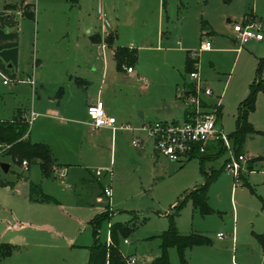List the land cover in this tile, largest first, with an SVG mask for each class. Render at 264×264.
<instances>
[{"label": "rangeland", "instance_id": "374dc122", "mask_svg": "<svg viewBox=\"0 0 264 264\" xmlns=\"http://www.w3.org/2000/svg\"><path fill=\"white\" fill-rule=\"evenodd\" d=\"M28 1L33 4L35 17L29 21L27 18L22 19L17 33V27L4 25L8 17L0 14V45L3 43V34L13 40L19 35L25 46L20 49L23 69L32 72L35 60L40 56L47 59L46 68L54 72L60 69L78 70V67L90 70L95 66L89 62L90 59L82 58L87 53L84 47L88 40L85 24L96 22L99 25L92 0H82L79 5L73 6L70 0ZM187 1L184 6L178 1L168 3V15L171 13L173 16L167 24L168 34L161 43L159 3L154 0H103V9L111 26L115 27L118 38L127 43L136 42L135 45L144 38L150 41L151 47H139L134 64L143 70L142 75L148 81L156 85L157 93L143 99L149 106L158 105L161 91L168 84L175 83V80H189L184 72V56L185 50L189 49L187 47H193L191 52L199 56L197 72L212 90L211 95L206 96L212 103L204 101L206 108L218 110L219 103L222 104L219 126L228 135L235 129L239 101L248 94L255 78L258 59L264 55V42L245 44L239 50H221L217 48L221 45L216 44L215 38L211 37L213 48L207 51L200 49L194 33L197 31L194 28L199 5L195 4V0ZM209 1L210 7L212 1ZM6 3H14L20 8V0H0V10ZM64 4L65 9L62 7ZM257 4L261 14L254 10L258 16L255 20L261 23L264 34V0H257ZM252 9V0L220 3L216 23L218 36L233 37V24L242 21ZM178 11L183 16L176 20L174 15ZM212 12L216 13L214 10ZM115 14H118L119 22ZM227 18L231 21L227 22ZM35 36L39 37L36 43ZM42 37L45 38L43 44ZM205 39L202 37V41ZM48 46L51 49L45 50ZM55 50L57 54L53 53ZM81 50L84 53L80 54ZM107 60V68L111 70L109 73L114 71L115 74L110 52ZM96 64L101 68L100 62ZM2 72L0 118H12L17 108L22 113H29L33 110L34 100L29 83L17 80L10 69ZM3 80L8 83L4 85ZM116 83L119 84V95L115 97L118 103L126 106L134 100L143 103L139 101L143 95L139 90L142 81L127 83L121 80ZM48 90L54 91L51 87ZM71 103L74 114L69 117L78 119V97L71 99ZM108 115L115 117L114 114ZM45 117L40 116L30 124L29 131L34 127L31 139L40 137L58 143L63 141L68 151L58 152L59 160L66 161L60 160L61 163L81 168L85 166L89 170H99L100 174L102 171L99 177L101 185L96 182L81 183L78 179V196H75L69 184H76V177L70 173L67 175L63 170H58L53 180H41L36 163L30 165L29 171L22 168V163H13L8 172L0 169V227L2 229L5 223L8 226L21 225L19 233L24 236L20 244H15L18 251L11 256L10 264H86L89 258L87 246L93 243L88 221L94 213L102 208L104 210L108 200L102 192L104 185L110 186L109 210L112 215L109 220L101 222L98 240L104 242L108 239L111 223H129L132 231L126 237L127 242H124V237L119 240L123 256L133 257L134 264H157L156 259L160 255L158 235L168 228V215L176 211L173 205L180 202L194 186L205 181L199 159L193 157L178 162L157 154L153 140L142 130L143 122L139 125L121 122V131L115 135L105 130L101 133L98 130L91 132L82 123L69 122L65 126L59 118L51 120ZM178 119L183 118L180 116ZM248 121L260 132L247 134L240 152L235 151L230 139V150L225 149L218 157L204 160L203 167L207 172H217L206 191L207 204L212 211L201 214L194 208L193 200L188 198L174 215L179 233L204 234L209 242L185 248L182 258L175 247H169V264H264L263 249L255 238V234L264 231V133H261L264 132V95L261 91L256 94L255 109L248 115ZM136 137L141 141V147L132 145ZM144 140L151 143L147 146ZM230 153L248 157L246 162L240 163L242 173L238 182L225 169ZM260 155L263 157H255ZM60 172L65 173L64 177H59ZM21 173L41 185L43 182L42 188L55 197L61 206L52 204L31 208L27 201L18 199L13 191H8L6 186L10 188L15 184Z\"/></svg>", "mask_w": 264, "mask_h": 264}, {"label": "crops", "instance_id": "0c3cea01", "mask_svg": "<svg viewBox=\"0 0 264 264\" xmlns=\"http://www.w3.org/2000/svg\"><path fill=\"white\" fill-rule=\"evenodd\" d=\"M82 0H77L76 3L71 2L70 4L76 5L80 4ZM177 2L184 6V3H188L187 0H166L163 4V0H154L157 4L159 3V19H160V41L162 42V39L167 36V24L169 21H171V16H173L171 13L168 15L167 12V5L168 3H174ZM212 5L209 7V0H195V4L199 5L198 13L195 16L196 21V27L194 30H197L194 32L196 35V40L201 43L202 37H206L205 40H209L211 42V48L212 41L211 37L215 38V43L218 45V49L221 50H235V49H241L242 46L249 43H256L260 44L264 42V38L260 41L251 40L243 45H239L236 40L233 37H226L222 38L218 29L216 28V23L219 17V11H220V3H222V0H211ZM254 9L250 10L249 13L243 14L244 16H251L253 19L258 18L257 14L254 13L260 12L258 10V4L257 0H252ZM94 2V5L96 6V13H97V19L99 21V25L96 22H88L85 24L86 33L88 35V40L86 42V45L84 47L87 49V53L82 55V58H88L90 59L89 62L93 63L91 69L81 68L78 67V70H63L60 69L59 72H54V70H49L46 68L47 59L40 56V58H36L35 65L33 66L32 72H27L23 67H21V55L20 49H23L25 46L22 42V39L17 35L14 40L12 37L8 36L7 34H3L2 36V42L0 45V73H3L2 71H5L6 69H10L12 73H14V76L17 78V80H26L27 78H31L34 81V85L29 83L30 87L33 90V111L37 113V117L33 120H37L40 116H46L45 118H59L61 120L60 123H63L62 125H67L69 122L73 123H82L85 127H87L88 130L91 132L93 131H100L103 132L108 131L110 133H115L117 135L120 133V124L121 122H131L134 125H139L140 123L152 121V120H184L186 118V110L187 107L185 103L182 101L180 94H182V88L181 84L183 83V80L180 82H173L172 84H168L167 88H163L161 91L160 99L158 105L149 106L147 105V102H143L144 97L147 99V96H149L152 93H157L156 85L152 81H148L142 74L143 70L139 68V66H134V64L137 62L134 61L133 63L127 65L123 64L120 69L116 67V61L114 57L115 47L116 46H124L128 47L129 49L136 50V55L138 57V49L143 47H151L150 41L148 38H144L143 40L135 45L136 42H130L127 43L126 41L121 40L118 38L117 31L115 27L111 26L110 21L108 20L105 9H103V0H92ZM225 3V2H223ZM14 3H6L3 6V9L0 10V14L8 17L7 20H4V25H9L10 28H16V33L19 32V24L22 19H34V17H29L26 15V13L33 9V4L29 2L28 0H24L23 4L20 5V8H18V5H13ZM27 5L24 7V5ZM93 5V6H94ZM62 7H65V4L62 5ZM106 8V5H105ZM65 9V8H64ZM107 9V8H106ZM46 10V9H45ZM93 10V8H92ZM212 10L216 11V13H213ZM255 10V11H254ZM35 12V11H34ZM218 12V13H217ZM261 14V12H260ZM116 21L119 22V16L118 14H115ZM263 15V13H262ZM183 16L179 11L176 12L174 15V18L176 20L180 19ZM104 20H107L109 26H106L104 23ZM227 22H230L231 19L227 18ZM195 25V24H194ZM9 30H7L8 32ZM85 32V31H84ZM35 34L37 35V30L35 31ZM44 36V35H43ZM221 37V38H220ZM39 37H34V43L37 42ZM45 38L42 37L41 40H43L42 44L45 42ZM84 44V42H83ZM194 46V45H189ZM236 46V48H235ZM161 46L158 44V48ZM50 46L46 47L45 50H48ZM189 49L185 50V56H184V66H185V60H186V54L187 52H190L192 56L197 55L196 53H192V48L187 47ZM210 48V49H211ZM51 49V48H50ZM83 49V48H82ZM209 49V50H210ZM207 51V50H204ZM84 53L83 50H81L80 54ZM109 52L112 54L114 64H115V74L109 71V68H107L108 64V55ZM53 53L57 54V50H55ZM198 56V55H197ZM264 56V55H263ZM101 63V68L97 66L96 63ZM198 62H199V56H198ZM198 65V63H197ZM131 66L133 68L132 72H127L125 67ZM136 67V69H135ZM26 71V72H25ZM24 74L25 77H21ZM200 76V75H199ZM124 81V82H131L133 80L142 81V84L139 88L140 92L143 94L141 96V102L138 103L136 100L130 102L128 106L123 105L122 103H118L117 99L115 98L118 92V85L116 82L118 81ZM186 80V79H185ZM188 81V80H187ZM27 83V82H25ZM4 84V83H3ZM207 84V83H206ZM6 85V84H4ZM208 85V84H207ZM209 86V85H208ZM48 87H51L53 92L48 90ZM146 95V96H145ZM78 97V119L72 118L69 116H72L74 114V111L72 110V103L70 104L71 99H76ZM97 99H100L104 103L105 110L107 114H114L116 117V123L115 128L112 129L110 127H103L99 129H91L87 124V112L86 108L87 105L91 102L96 101ZM203 101H209L207 100L206 96L203 97ZM212 103L211 101H209ZM240 102V101H239ZM41 109V110H40ZM219 109V115L217 116L218 124L219 119H221L222 116V110L223 106L219 103L218 106ZM23 111L17 108L16 114L18 115H27V113H22ZM72 114V115H71ZM14 116V115H13ZM12 116V117H13ZM182 117L183 119L179 120V117ZM3 119V118H0ZM11 119V118H10ZM52 120V119H51ZM69 120V121H67ZM34 124V123H33ZM32 124V126H33ZM35 126V125H34ZM34 130V127L32 129L30 128L29 131V138L32 142H41L45 143L49 146L53 159L56 164H59L60 168L65 169V173L67 175L70 173L73 176L76 177L75 182L76 184H69L73 188V195L78 196V179L81 181V183L87 182H96L97 184L101 185V181L99 177L103 174L101 171V174L96 175L95 171L89 170L87 167L81 168L80 166L68 164V163H61V161H64L63 159L59 160L58 152H67L68 147L65 146L64 142L61 143L54 142L49 139H39L36 137L35 140L31 139L32 132ZM134 134V133H133ZM134 136V135H133ZM39 139V140H38ZM147 146L149 145V140H144L143 142ZM57 147V149H56ZM142 150V149H141ZM255 157H263V156H255ZM7 162L9 164L7 172L10 170L11 165L13 162L10 161L9 157L2 158L0 162ZM66 162V161H64ZM19 165V164H18ZM183 164H181L182 166ZM39 167V166H38ZM1 169V168H0ZM30 166L27 168V171H29ZM82 169V170H81ZM2 170V169H1ZM3 171V170H2ZM264 172V171H263ZM85 174V176H84ZM87 174V175H86ZM106 173H104V176ZM108 175V174H107ZM40 178L41 180H49V179H55L56 176H50V177H43L40 172ZM77 180V181H76ZM32 181L30 177L24 173H21L17 176V181L15 184H13L10 188L9 186H6V189L8 191H13L14 194H16V197L21 200L27 201L28 205H30L31 208H36L37 206H45V205H59L60 202L53 197L52 195L48 194L46 189L40 184L41 190L51 196L55 199V203H43V202H33L29 200V182ZM34 182V181H33ZM38 183V182H35ZM109 186V185H104ZM110 187V186H109ZM110 197H108L109 200ZM110 203V201H109ZM61 206V205H59ZM103 210L100 209L96 213H99ZM94 213L93 216L96 214ZM92 216V217H93ZM91 217V218H92ZM2 222L0 221V224ZM19 228H21V225H12L8 226L7 223H5V226L1 229L0 227V242H7L15 246V244H20L19 242L23 240L24 236L23 234L19 233ZM261 233H264L261 232ZM108 240V239H107ZM124 240V239H123ZM260 245V244H259ZM89 247V246H87ZM17 246L9 255L8 257L4 258L0 264H10V258L11 256L17 252ZM89 251V250H88ZM263 263H264V251H263Z\"/></svg>", "mask_w": 264, "mask_h": 264}, {"label": "trees", "instance_id": "16d2710c", "mask_svg": "<svg viewBox=\"0 0 264 264\" xmlns=\"http://www.w3.org/2000/svg\"><path fill=\"white\" fill-rule=\"evenodd\" d=\"M24 0H20V5ZM76 3L77 0H70ZM166 0H163V4ZM225 3L231 0H222ZM28 4L24 5L26 7ZM29 17H34V10L31 9L26 13ZM114 57L116 61V67L121 68L123 64H131L136 61V50L129 49L124 46H116ZM198 63V56H192L190 52L186 54L184 72L185 74L196 70ZM183 96L193 92L191 82L183 80L181 84ZM261 91L264 95V56L258 59L256 68V74L253 82L250 85V89L246 97L241 100L237 107V113L235 118V129L228 134V137L233 141L235 151L240 152L241 144L244 142L245 137L249 133H258L260 131L255 130L248 121V115L255 109L256 94ZM202 106H206L204 102ZM219 115V109L217 110V116ZM29 126L23 115L15 114L11 119H0V157H9L10 161L14 164H20L23 160H26L28 167L36 163L39 166L41 175L43 177L55 176L52 167L57 166L49 146L41 142H32L29 138ZM264 133V132H261ZM225 148L221 141H212L206 146V150L201 154H194L192 157L199 159L200 170L205 176V181L202 184L194 186V189L185 194L180 202L173 205V209L176 210L174 214L168 215L169 225L168 228L158 235L160 239V255L156 259L157 264H169L167 257V249L169 247H175L179 256L182 258V254L185 248L192 247L194 245L206 244L209 242V238L200 233L190 232L187 234H181L177 231L174 223V215H176L181 209L183 203L191 198L196 210L201 214L209 213L212 209L207 204L206 191L209 183L217 176L216 171L207 172L203 163L204 160L209 158H216L224 152ZM189 158V159H190ZM257 159V158H254ZM2 184V182H1ZM102 187V192H103ZM29 200L33 202L43 203H55V199L45 194L40 187L39 183L33 181L29 182ZM109 200L105 203L104 210L96 213L89 219L88 224L92 229L93 243L88 247L89 258L86 264H127L126 258L120 251L119 240L120 237H126L132 231L131 224L122 222H113L109 225L108 240L101 242L98 240V230L103 220H109L112 213L110 212ZM255 238L264 251V233L255 234ZM15 246L7 243L0 242V262L11 255Z\"/></svg>", "mask_w": 264, "mask_h": 264}, {"label": "built area", "instance_id": "2783aa9c", "mask_svg": "<svg viewBox=\"0 0 264 264\" xmlns=\"http://www.w3.org/2000/svg\"><path fill=\"white\" fill-rule=\"evenodd\" d=\"M106 26H109L107 20H104ZM233 38L239 45H243L251 40L260 41L264 38L262 31V25L257 22L251 16L247 15L240 22L233 24ZM211 48V42L204 40L200 43V49L209 50ZM127 72H132L131 66L125 67ZM189 82L192 84L193 92H190L183 96L180 94L182 101L185 103L186 118L184 120H152L144 122L142 130L145 131L147 136L153 140L155 152L157 154L165 156L171 161L183 162L194 154L204 153L207 144L212 141H221L226 150L231 149V141L227 134H225L218 124L217 120V108H206L202 106L204 96L211 95V88L201 79L197 69L187 73ZM29 82L32 87L34 81L31 78L25 80ZM4 84H7V80H3ZM205 103V102H204ZM87 124L95 130L103 127L115 128L116 119L114 116L108 115L103 101L97 99L87 105ZM26 121L31 124L37 117V113L31 110L27 115H24ZM134 147H141V141L138 137L132 140ZM247 156L239 154L234 156L230 153L229 160L225 164V169L230 172L236 182L239 180V176L242 173L240 163L246 162ZM22 168L27 170L28 164L26 160L22 162ZM52 170L56 176L58 170H63L57 166H53ZM59 173V177H64L65 173ZM100 174L99 170L95 171ZM103 194L106 197H110L111 191L109 186L103 188ZM221 237V235H219ZM127 242V239H124ZM127 264H134L135 259L133 257L126 258Z\"/></svg>", "mask_w": 264, "mask_h": 264}, {"label": "water", "instance_id": "95a60500", "mask_svg": "<svg viewBox=\"0 0 264 264\" xmlns=\"http://www.w3.org/2000/svg\"><path fill=\"white\" fill-rule=\"evenodd\" d=\"M8 167H9V164L7 162H0V168L3 170V172H7L8 170Z\"/></svg>", "mask_w": 264, "mask_h": 264}]
</instances>
